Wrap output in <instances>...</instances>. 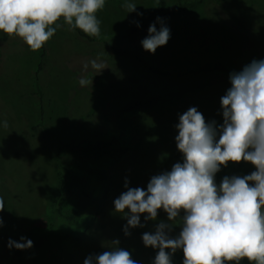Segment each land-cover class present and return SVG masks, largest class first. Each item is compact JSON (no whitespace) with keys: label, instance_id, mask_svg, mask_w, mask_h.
<instances>
[{"label":"rangeland","instance_id":"rangeland-1","mask_svg":"<svg viewBox=\"0 0 264 264\" xmlns=\"http://www.w3.org/2000/svg\"><path fill=\"white\" fill-rule=\"evenodd\" d=\"M158 1L130 0L136 11L129 12L124 0H106L97 13L99 36H81L61 20L37 51L0 31V122L7 121V127L0 124V197L5 202L0 231L17 238L53 236L33 254H14L0 241V264H83L89 255L116 247V240L138 264H152L156 250L141 236L167 214L158 210L156 221H144L141 214L145 226L125 235L127 220L113 201L127 190L126 179L129 187L146 188L151 176L182 162L183 155L159 168L179 152L178 114L197 107L206 121L223 122L220 98L231 87L229 76L190 69L222 62L240 71L264 59V0H200L192 10L164 17L170 39L153 54L141 44L148 27L130 28ZM93 60L104 68L101 72L92 68ZM154 99L151 107L129 109L136 101ZM111 138L129 147L118 159L87 158L80 167L66 149L78 139ZM233 163L216 174L218 184ZM254 170L242 162L234 175ZM68 175L81 179L86 193ZM64 177L68 185L61 193ZM172 259L182 264L184 257L176 252Z\"/></svg>","mask_w":264,"mask_h":264},{"label":"clouds","instance_id":"clouds-1","mask_svg":"<svg viewBox=\"0 0 264 264\" xmlns=\"http://www.w3.org/2000/svg\"><path fill=\"white\" fill-rule=\"evenodd\" d=\"M105 4L106 0H0V31L21 38L32 51L55 35L61 20L88 36H99L97 13ZM123 7L136 11L130 0H124ZM156 22L141 40L143 49L153 54L171 35L161 17ZM90 63L93 69H104L95 60ZM229 80L231 87L220 98L223 122L206 121L197 107L178 114L175 141L182 162L151 176L146 188L129 187L126 179L127 190L113 201L114 210L127 220L125 235L131 234V228L145 226L141 214L144 221H156L161 209L167 214L154 231L141 236L146 247L156 250L152 264H173L178 250L183 252L182 264H240L245 258L249 264H264V59L231 72ZM79 83L87 82L81 78ZM0 124L7 127V121ZM241 161L250 162L255 170L216 182L222 167ZM4 207L0 197V211ZM177 218L181 230L173 235ZM114 244L109 251L89 255L83 264H138L118 240ZM7 246L26 250L33 241L24 236L19 241L9 238Z\"/></svg>","mask_w":264,"mask_h":264},{"label":"trees","instance_id":"trees-1","mask_svg":"<svg viewBox=\"0 0 264 264\" xmlns=\"http://www.w3.org/2000/svg\"><path fill=\"white\" fill-rule=\"evenodd\" d=\"M200 3V0H178L176 2L168 3L166 0H159L155 7H153L146 16L139 21L140 27H137L136 24L130 28L131 32L138 31L141 29H145L149 27L150 24L153 22H156L157 17H167V16H173L177 12H184L192 10L195 6H197ZM81 36H85L91 39L90 36L83 33L81 30L74 28ZM237 71L233 67L222 63V62H214V63H206L204 65L199 66L196 69H190L189 72H221L226 75H230L231 72ZM157 99L150 100V101H136L133 104L129 106V109L135 110V109H142V108H148L151 107ZM66 149L70 153V155L73 158V161L75 164L79 165L80 167H84L85 165V159L87 158H110V159H118L122 157L129 149L128 146L118 143L114 138L107 139V140H90V139H78L74 142L68 143L66 145ZM183 155L180 151L176 152L174 154H171L167 156L163 163L159 166L160 169H165L166 165L171 162L172 160L180 157ZM242 162H234L231 168L230 173L228 176H232L235 174L237 170L240 169V166L242 165ZM58 167V166H57ZM69 180H73L76 183H79L82 191L85 192V185L83 181L77 177H72L68 175ZM68 185V179L64 177L61 185V193H64L67 189ZM62 195V194H61ZM176 226H174L173 235H178L181 230V221H177ZM52 234H37L34 233L32 235L26 236L27 238L31 239L33 241V247L26 249V250H20L16 248H9L8 241L9 238L19 241L20 238H17L15 236H11L7 234L6 232L0 231V241L2 244L10 250L14 254H33V249L36 246H39L41 244H45L47 241H51ZM53 237V236H52ZM76 240H79V237H75ZM180 255V257L183 256L182 250L177 251Z\"/></svg>","mask_w":264,"mask_h":264}]
</instances>
